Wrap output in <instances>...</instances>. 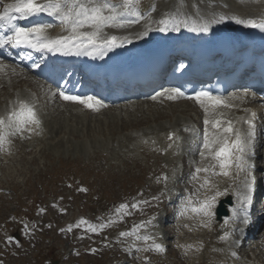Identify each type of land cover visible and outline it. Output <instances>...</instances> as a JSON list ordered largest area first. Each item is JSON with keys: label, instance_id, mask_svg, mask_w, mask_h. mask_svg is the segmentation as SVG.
Segmentation results:
<instances>
[{"label": "rangeland", "instance_id": "374dc122", "mask_svg": "<svg viewBox=\"0 0 264 264\" xmlns=\"http://www.w3.org/2000/svg\"><path fill=\"white\" fill-rule=\"evenodd\" d=\"M228 1L233 3L235 0H224V2ZM9 89L7 87L2 92L12 94ZM156 110L160 111L157 108ZM57 111L63 113V110L58 109ZM45 114V122L40 120V127L35 134L27 135L22 131L23 135L20 137L17 135L18 132L15 135H8L9 129H3L8 141L4 144L10 151L11 157H7V160L0 166V191L3 190V194L0 195V225L2 224L4 230L10 233L16 229L17 225L21 226L22 223L16 221V215L21 219L29 204L39 205L38 208H35L37 212L32 217L35 218L33 222L36 227L38 226L34 229V233H42L44 238H52L56 237L55 224H60L63 220L61 211L73 209L72 215H74L81 212L85 213L89 208L96 210L98 204H90V200L96 201L95 195H103L106 199L119 201L136 193L135 189H139L141 184L139 197L146 199L148 183L149 185L155 183L154 178L149 179V173L154 170L155 166L149 167L147 171L144 168L139 172L140 168L136 167L137 163L133 161V159L139 160V166H141V163L145 162L143 161L146 158L145 151L148 152L147 160L149 163L158 161L161 165L164 164V169L161 168L159 173L165 176L168 173L172 174L173 170L165 167L172 160L166 155H161V158L156 157L155 147L149 146L143 149L142 145H136L137 143L134 141L127 143L117 139L118 136L123 139V131L131 127L142 126L139 130H144L155 124L159 125L164 120L158 121L159 118L156 113H151L152 116L147 115L148 119H144V116H136V114L135 116L129 115L126 116V120L129 121L125 122L121 116L114 119L111 118L112 115H106L95 117L97 119L93 118L94 120L84 125L78 123L75 118L62 121L50 117L46 112ZM164 114L168 116L169 112L164 110ZM152 117L156 120L155 122H152ZM100 118L105 119V121ZM78 119L80 118L78 117ZM112 140L115 141L112 142ZM157 167L159 168V166ZM69 184L73 186H69ZM89 186L90 191L86 196L85 188ZM9 191L12 197L7 196L6 193ZM47 196L50 198L46 201L50 202L54 199V204H58L60 209L57 206L47 204L45 201ZM42 202H45L46 212L40 210L44 205ZM103 202L105 203V201ZM74 206L76 207L73 208ZM12 212L14 213L12 214ZM20 228H23L19 234L24 241L33 239L37 246L38 236L36 234L28 236L24 227ZM91 233L89 231L83 232L87 237ZM260 241L263 242V240H257V243ZM46 244L47 246L51 244L48 248L55 259L58 258L59 250L63 252L67 249V243L61 240H50ZM41 246H45V242L36 248ZM72 251L74 252V248ZM46 253L49 254V252ZM258 253H260L264 263V251L261 249L254 251L253 255ZM21 261L11 259L6 264H21ZM68 262L67 264H90V259H76L71 256ZM170 263L178 264V260L174 258Z\"/></svg>", "mask_w": 264, "mask_h": 264}, {"label": "snow or ice", "instance_id": "6c2138e0", "mask_svg": "<svg viewBox=\"0 0 264 264\" xmlns=\"http://www.w3.org/2000/svg\"><path fill=\"white\" fill-rule=\"evenodd\" d=\"M0 4H3L2 10H0V28H4L11 33L10 35H0V48L6 45L14 47L23 46L42 53L61 52L64 55H92L94 51H103L105 47L110 50L112 47L119 46L116 44L118 37L114 35L108 36L104 31L106 28L122 29L136 24L144 18V13L139 8L140 0H116V2L114 0H42V2L41 0H13L11 3H3V0H0ZM14 13L18 14V16L13 15ZM42 13L54 17L59 22L62 32L67 34L51 37L48 30L54 27L52 24L36 22L33 26L25 28L13 23V20L17 18L27 19ZM223 20L224 17H221L216 22L220 23ZM235 22L264 31V21L258 23L252 19L242 20L235 18ZM160 23H165V21L162 20ZM163 30L162 28L161 31ZM199 30L206 32L208 31V27L205 25ZM145 34L147 33L145 32ZM165 91L171 93L167 96V99L170 100L184 95L179 89ZM163 94L158 93V95ZM59 95L63 100L77 102L93 110H98L97 106L102 104L101 101L95 100L94 97L70 96L63 92ZM155 98L152 97V99ZM188 98H194L204 108L206 114L210 107L214 109L221 105L224 107L231 106L226 104L221 98L214 97L207 92H199L196 93L195 97ZM254 119L255 113H252L251 118L244 119V123L248 125V128L243 134L239 129H234L232 122L228 121L227 126L223 128V133H233L235 137L229 143L228 137L222 134H216L214 137L209 136L207 126L212 124L214 128H219L221 122L219 120L210 121L206 118L204 120L206 127L200 151L202 158L211 156L213 159L219 160L221 169L226 168L231 162L229 156L233 149L239 153L236 156V167L240 171L248 173L243 184L245 191L238 193L240 204L244 209V215L241 220V223L244 225L250 223L247 208L252 202L253 185L255 182V177L252 176L251 172L254 165L246 159L247 156L254 154L252 151L256 136ZM40 123L34 108L25 101L20 100L17 108L7 113L6 116H0V146L5 141L4 128L9 129L8 135H15L17 132L25 130L28 125L39 126ZM172 135L169 134L170 140L172 139ZM207 171V168L198 167L196 169L197 173ZM222 174L227 176L228 172L224 171ZM222 194L224 193L217 191L216 195L205 199L198 208H192V211L203 213L204 216L210 218L213 215L211 211L213 202L216 196ZM125 207L127 205H121V208ZM133 207H136V205H133ZM80 223L86 222L82 220ZM106 226L100 225L101 228ZM89 228L93 232L97 230L93 226H89ZM70 230L71 228H69ZM240 231L243 232V229L241 228ZM120 235L127 236L130 233L121 232ZM229 235L230 233L225 232L220 239L227 240ZM150 238L147 236L143 237L144 240ZM155 248L160 251L163 250L159 244H156Z\"/></svg>", "mask_w": 264, "mask_h": 264}, {"label": "bare ground", "instance_id": "6f19581e", "mask_svg": "<svg viewBox=\"0 0 264 264\" xmlns=\"http://www.w3.org/2000/svg\"><path fill=\"white\" fill-rule=\"evenodd\" d=\"M211 0H205V2L209 3ZM213 1V0H212ZM200 2H203V0H173L171 2V4L167 5V7L165 6H162L161 9H165L166 12H163V10H161V14H160V21H165V29L166 31H168L169 29H173L174 27H176L181 21L183 23H185L186 26L189 25H192L195 21H200L201 18L203 17L204 15V12H203V7L201 5H199ZM226 7V6H225ZM235 12H238L240 14L242 13H258L260 11H264V0H259L257 3H254L253 6L250 5V4H245V5H242V6H239L237 7L235 10H233ZM248 11V12H247ZM173 18H176L177 19V22H179L178 24H173V26L171 27L170 24L173 20ZM239 19H242L241 17ZM243 20V19H242ZM148 24H152L153 21L152 19H150L149 21H147ZM235 18L233 19V22H229L228 25H232V24H235ZM179 26H181L179 24ZM180 27H177L176 29H179ZM181 30V29H180ZM105 33L107 35H113L119 31H126L127 33L131 34V35H139V36H143V32L142 31H136V28L135 27H128V28H122V29H114V28H106L105 30ZM147 34H149V32H146ZM169 105V109L173 112H175V109L171 108L170 104ZM65 107H74L76 108L75 106H72V105H64ZM136 106V111L137 112H142L141 114H147L145 113L144 110L142 111H139L138 110V106L140 105H135ZM53 108V107H52ZM161 108L162 107H158L157 109H160L161 111ZM59 107L56 108V110H58ZM134 111V109H133ZM160 111L158 110V116L160 117L161 113ZM183 112H187V109H182ZM60 113H62L61 111H59ZM153 112V111H152ZM90 116L91 113L89 112H83L82 114L83 115H87L86 117H88V114ZM157 113V112H156ZM81 114V113H80ZM134 115V114H133ZM79 118H80V115L78 114ZM85 119V118H84ZM85 121V120H84ZM60 122V121H59ZM233 138V135H230L229 138H228V141L230 142V140ZM229 168H233V167H228ZM217 170H219V172L221 170H225V169H221V168H217Z\"/></svg>", "mask_w": 264, "mask_h": 264}]
</instances>
